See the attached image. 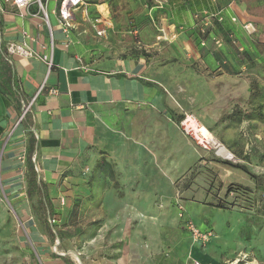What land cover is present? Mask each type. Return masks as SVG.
Segmentation results:
<instances>
[{
	"label": "crops",
	"instance_id": "obj_1",
	"mask_svg": "<svg viewBox=\"0 0 264 264\" xmlns=\"http://www.w3.org/2000/svg\"><path fill=\"white\" fill-rule=\"evenodd\" d=\"M211 1L183 0L178 5L176 0H168L166 25L161 26L166 36L158 33L157 39L178 40L181 55L190 48L199 55L192 62L200 67L217 68L226 77L237 76L262 55L258 51H264V28L259 25L254 31L252 23L239 20L232 6L216 7L213 12ZM54 8L55 2L50 1L54 65L50 69L37 56L7 55L23 95L22 106L0 93V195L6 196L21 221L17 229L12 223L18 231L16 241L28 246L29 235L40 251L14 253L16 256H10L16 259L11 264H192L193 259L217 264V253L231 252V245L218 235L202 247L184 231L190 229V222L200 228L201 215L225 209L210 202L218 180L224 182V189L229 183L249 186L248 181L238 179L247 175L235 166L240 159L227 162L242 172L232 176L217 177L205 169L201 162L207 151L181 130L178 123L184 111H179L171 98L180 97L184 87L159 78L154 60L141 53L125 57L110 54L107 47L99 56L89 57L90 46L97 47L94 38L102 36L97 31L114 32L106 3H90L86 10H78L68 35ZM204 10L217 16L202 14V19H196ZM246 24L253 30L245 29ZM199 30L208 33L201 39L200 53L189 41V31ZM236 36L247 44L246 58L238 53L237 49L244 48L237 45ZM10 40H26L39 55H50L49 27L36 4L19 10L0 0L1 46L5 49ZM29 104L30 128L21 122L22 110ZM29 130L37 139L33 161L38 179L47 185L53 206L61 213L52 194L61 195L65 189L86 195L85 207L93 212V224L112 231L108 242L116 245H111L109 253L71 255L53 250L52 242L60 235L38 212V204L32 203L38 197L28 194ZM116 181L118 191L114 189ZM146 226L170 227L162 245L165 253H158L161 246L155 244L159 241L155 233H142Z\"/></svg>",
	"mask_w": 264,
	"mask_h": 264
},
{
	"label": "rangeland",
	"instance_id": "obj_2",
	"mask_svg": "<svg viewBox=\"0 0 264 264\" xmlns=\"http://www.w3.org/2000/svg\"><path fill=\"white\" fill-rule=\"evenodd\" d=\"M159 1L164 0H104L110 9L114 32L106 31L102 36H96L94 45L97 47L90 46L87 54L95 58L104 53L106 47L109 48L110 54L120 53L119 56L123 57L141 53L149 61L156 62L159 78L170 79L172 85L181 83L184 88L181 89L183 91L180 97L171 96L176 108L184 111V114H194L235 155L236 160L222 156L215 147L204 148L194 138L196 143L207 151L205 161L200 158L201 163L205 164V169L213 175L218 174L217 177L220 174L232 176L237 171L242 173L227 163L239 158L236 163L246 165L251 172L247 173L249 177L246 175L238 178L241 182L248 181L249 186L233 183L249 190L245 196H228L226 191L231 184L224 189V182L218 180L215 183L216 189L213 186L215 193L209 200L215 205L224 199L229 203L232 201L230 208L212 210L210 214L201 215L202 225L200 228L195 225L200 231V236L195 237L194 232L186 227L184 232L194 242H200L202 247L218 235L229 243L231 252L217 253L220 257L217 264H264V51H258L262 55L251 60L245 71L237 76L226 77L224 72L217 68L200 67V64L192 62V58L199 55H195L190 48L185 56L181 55L183 50H179L178 40L157 39L160 33L157 28L166 25L167 14L166 3L161 4ZM182 1L176 0L178 5ZM213 1L211 3L214 5L210 7L213 12L216 7L232 6L239 20L252 23L254 31L259 25L264 28V0ZM181 10L178 9L179 13ZM226 12L229 15V11ZM225 16L231 21L230 15ZM201 17L199 14L196 19H202ZM206 37L207 32L189 31V41L199 53L203 47L201 39ZM235 38L237 45L244 48L237 49L238 53L244 54L246 58L247 44L243 43L245 40L239 36ZM165 76L167 78H164ZM208 162L210 166H207ZM85 171L87 172L88 168ZM114 189L119 190L118 181L114 182ZM52 196L62 207L60 215H56L57 226L46 217V222L51 223L60 235V239L52 242L54 251L73 255L72 253H109L112 250V246L116 245L115 242H108L112 231L110 227L93 224V212L85 207L86 195L71 194L65 189L61 195ZM206 196L205 198L208 197ZM32 203L38 204V200L35 199ZM0 208V264H11L15 261L16 257H12L16 256L14 253H40L37 244L29 235L28 246H22L16 241L18 231L14 230L12 223L17 229L21 226V221L10 201L2 193ZM169 228L146 226L143 227L142 233H155L159 239L155 244L161 246L158 253H165L162 245Z\"/></svg>",
	"mask_w": 264,
	"mask_h": 264
},
{
	"label": "built area",
	"instance_id": "obj_3",
	"mask_svg": "<svg viewBox=\"0 0 264 264\" xmlns=\"http://www.w3.org/2000/svg\"><path fill=\"white\" fill-rule=\"evenodd\" d=\"M7 2L12 3L15 5L19 10H22L25 7L30 6L31 4H36L38 7V14L41 15L44 22L48 25L49 31H50V55H39L29 44L26 40L23 41H16V40H10L5 44V51L8 56L13 55H20L23 57H39L42 60H44L50 69L54 65V48H55V40L53 35V27L49 20V12H48V3L50 1L55 2V8L53 9V12L57 15L59 19V23L63 29V31L68 35L71 28L74 27L73 20L76 17V12L78 10H86V7L90 3L97 4L98 6L104 5V0H6ZM161 4L167 3L168 0L159 1ZM220 13V12H219ZM202 14L206 16H217V13L211 14L209 13V10H204L202 13L196 14V17H198ZM21 15H23L21 13ZM219 19H222V16L219 17ZM237 18H233V21H236ZM248 24L245 25V28H248ZM158 30L160 31L161 35L164 36L165 34V28L158 27ZM104 30H98V35H103ZM52 92H57L56 89H53ZM31 104L26 105L24 108V113L30 109ZM203 124L196 118V116L192 113H185L184 116L179 121V126L182 131H184L186 134L192 136L195 138V140L201 144L204 148H210L211 143H208L204 140V137H202L201 134V128ZM33 160L35 161V158L33 157ZM50 221L52 223L56 222V219H53L50 217ZM190 229L194 232L195 237L200 236V231L198 228L190 222L189 224ZM206 237V235L204 236ZM192 264H204L201 261L197 259H193Z\"/></svg>",
	"mask_w": 264,
	"mask_h": 264
},
{
	"label": "trees",
	"instance_id": "obj_4",
	"mask_svg": "<svg viewBox=\"0 0 264 264\" xmlns=\"http://www.w3.org/2000/svg\"><path fill=\"white\" fill-rule=\"evenodd\" d=\"M9 60L10 59L8 58L5 49L1 46L0 43V93L12 97L16 105L20 104V106H22L21 100L23 98V95L19 89V86L16 84L14 67ZM22 111L24 112V110ZM21 122L24 123L28 128H30L32 124L29 110L23 116ZM36 144V136L32 130H29V140L26 152L28 194L32 197H38V206L36 208L38 212L44 216V218L51 217L53 219H56V215L60 214V212L53 206L47 185L38 179V173L35 168V162L33 161V155L36 151L37 146ZM235 166L241 168L246 173L251 174V172L245 165L235 164ZM248 191L249 190L245 187L236 184H231L230 187L227 189V195H236L237 197H240L245 196ZM262 195L264 197V193ZM231 203L224 199L223 202L221 201L216 203V206L229 209V205H231ZM262 206L264 207V201L262 202ZM49 231L51 233V236L54 238L55 233L52 231L51 228Z\"/></svg>",
	"mask_w": 264,
	"mask_h": 264
},
{
	"label": "bare ground",
	"instance_id": "obj_5",
	"mask_svg": "<svg viewBox=\"0 0 264 264\" xmlns=\"http://www.w3.org/2000/svg\"><path fill=\"white\" fill-rule=\"evenodd\" d=\"M201 128V134L202 137H204V140L208 143H211L213 147H215L218 150V153L222 156H226L230 159H235V155L220 141V139H217L213 133L206 127L204 124Z\"/></svg>",
	"mask_w": 264,
	"mask_h": 264
},
{
	"label": "water",
	"instance_id": "obj_6",
	"mask_svg": "<svg viewBox=\"0 0 264 264\" xmlns=\"http://www.w3.org/2000/svg\"><path fill=\"white\" fill-rule=\"evenodd\" d=\"M249 30H253V26L252 25L249 27Z\"/></svg>",
	"mask_w": 264,
	"mask_h": 264
}]
</instances>
